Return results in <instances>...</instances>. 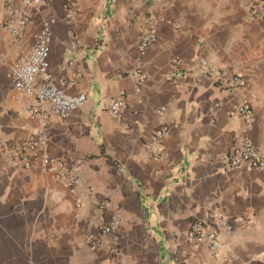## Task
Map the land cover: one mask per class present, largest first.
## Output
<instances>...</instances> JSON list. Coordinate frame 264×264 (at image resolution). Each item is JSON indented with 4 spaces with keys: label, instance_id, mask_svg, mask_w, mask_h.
Masks as SVG:
<instances>
[{
    "label": "crops",
    "instance_id": "crops-1",
    "mask_svg": "<svg viewBox=\"0 0 264 264\" xmlns=\"http://www.w3.org/2000/svg\"><path fill=\"white\" fill-rule=\"evenodd\" d=\"M252 1L75 0L69 20L62 1L53 0L32 10L19 42L0 27V264L27 257L35 264H264V170L224 164L244 137L264 155V19L249 18ZM5 14L0 0V17ZM148 15L157 39L141 60L145 77L137 90L131 74ZM46 19L53 20L49 75L68 93L86 94L66 118L51 116L49 129L50 152L65 163L80 160L79 188L37 162L26 170L11 164L13 144L38 122L25 112L30 97L5 74ZM173 58L185 73L176 83L167 77ZM199 58L235 70L245 85L224 88L198 70ZM120 89L129 96L114 118L107 105ZM243 100L254 112L251 125L235 111ZM160 105L168 133L161 158L153 160L147 141ZM103 199L121 224L91 250L85 238L96 230ZM215 207L232 219L219 255L186 239L190 223ZM116 238L120 254L112 256L107 249Z\"/></svg>",
    "mask_w": 264,
    "mask_h": 264
},
{
    "label": "built area",
    "instance_id": "built-area-1",
    "mask_svg": "<svg viewBox=\"0 0 264 264\" xmlns=\"http://www.w3.org/2000/svg\"><path fill=\"white\" fill-rule=\"evenodd\" d=\"M53 0H2L6 14L0 17V27H5L12 42L21 40L27 25L31 21V12L41 2ZM63 9L68 19L75 14V0H61ZM249 18L251 20L264 19V4L261 0L252 1L249 5ZM52 19H46L42 25L33 32L30 46L18 58L10 64L6 71V78L18 91L30 97L25 112L36 118L37 130L26 138L13 144L11 152V164L18 170H26L34 163H39L42 168L51 170L56 180L68 187H82L83 178L77 171L80 160L73 163H65L50 152L49 129L50 117L56 116L60 119L66 118L74 109L82 106L86 100L84 92L70 94L62 88L49 75V43L52 39ZM157 39L156 20L148 15L140 27L136 40L137 64L131 76L133 77L136 89L139 90L143 80L144 72L141 60L145 56L149 46ZM68 47L74 50L77 47V36L74 32L69 33ZM70 60L60 67L64 70ZM174 71L167 74L172 82L176 83L183 78L185 73L180 69L179 59L171 60ZM198 70L218 80L226 89L232 90L245 85L244 78L235 70L217 66L204 58L196 62ZM76 75L72 76V80ZM129 94L120 89L111 98L107 105L110 116L119 118L126 106ZM246 125H251L255 119L253 109L247 100H243L235 107ZM166 107L160 105L155 108V126L152 129L147 141V148L153 160H159L162 156L163 140L168 133V123L165 118ZM225 168L264 170V155L244 137L234 144L225 158ZM76 206L80 207L81 202L77 201ZM96 210L100 216L95 222L96 230L86 235V244L91 250L99 248L103 239L118 230L121 224L119 213L112 208L110 200L103 199L97 202ZM108 219H105V214ZM232 219L223 216L218 207L213 208L203 218L190 223L186 232V239L193 247H203L213 255L221 254L223 248L222 230L231 227ZM108 253L112 256L120 254L117 238L111 241ZM23 264H35L31 258H26Z\"/></svg>",
    "mask_w": 264,
    "mask_h": 264
}]
</instances>
